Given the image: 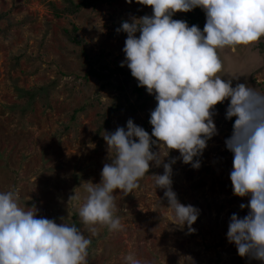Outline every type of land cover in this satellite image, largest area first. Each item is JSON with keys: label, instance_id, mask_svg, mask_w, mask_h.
Segmentation results:
<instances>
[{"label": "rangeland", "instance_id": "rangeland-1", "mask_svg": "<svg viewBox=\"0 0 264 264\" xmlns=\"http://www.w3.org/2000/svg\"><path fill=\"white\" fill-rule=\"evenodd\" d=\"M65 4L66 0H0V13L9 14V20L0 21V192L17 193L21 208L35 211L30 208L35 205L38 216L58 224L65 219L88 237V226L79 219L78 208L86 196L83 185L99 183L103 165L110 162L103 135L117 127L126 129L128 119L140 127L146 123L150 135V112L156 105L132 112L129 105L136 99L132 86L120 89L118 77L122 76L117 73L86 79L90 64L84 54L99 71L109 73L120 66L127 34L116 29L133 16L151 15L152 9L135 0L131 4L112 0L75 15L56 17L52 6ZM172 18L185 21L178 12ZM71 23L78 25V34L85 39L83 47L71 44L64 34ZM262 41L238 46L235 52L220 50L223 70L219 75L232 80L233 87L244 83L264 93ZM44 85L49 87L47 93L38 94L26 108L19 90ZM216 106L213 119L218 134L208 141L201 156L203 167L183 164L176 150L165 159L177 158L172 166L177 198L200 210L193 225L196 231L189 234L186 228L171 224L172 212L152 175L163 174V167L150 164L136 190L114 194L115 215L122 230L97 226L87 264H126L124 257L129 254L140 264H240L241 260L243 264H264L240 258L236 246L227 240L230 216H245L248 209L239 206L246 205L249 198L233 194L229 178L232 158L225 145L230 134L227 104ZM104 118L109 124L98 131ZM167 154L164 149L161 161ZM75 193L80 200H69Z\"/></svg>", "mask_w": 264, "mask_h": 264}, {"label": "clouds", "instance_id": "clouds-1", "mask_svg": "<svg viewBox=\"0 0 264 264\" xmlns=\"http://www.w3.org/2000/svg\"><path fill=\"white\" fill-rule=\"evenodd\" d=\"M135 2L150 6L152 14L133 16L116 29L127 34L120 66L126 65L138 86L154 95L157 103L150 112L151 135L132 119L126 122V129L117 127L103 135L110 162L103 165L99 183L83 185L86 196L78 208L79 219L88 226V237L65 219L58 224L38 216L35 205L30 207L35 211L21 208L17 193L0 192V264H87L97 226L122 230L115 215L114 194L136 190L150 164L163 167V174L152 175L172 212L171 224L194 233L200 210L177 198L172 188V166L177 158L165 159L176 150L180 162L199 169V157L218 134L215 106L225 100L229 102L225 118H235L231 136L225 140L233 157L229 178L233 194L249 198L246 205L239 206L248 209L245 216H230L226 236L240 257L264 262V93L244 83L233 87L232 80H224L219 75L223 62L218 55L225 48L235 52L238 46L264 37V0ZM195 8L205 13L203 30L172 18ZM164 149L168 154L161 161ZM69 200H80V196L75 193ZM124 260L140 264L132 254Z\"/></svg>", "mask_w": 264, "mask_h": 264}, {"label": "trees", "instance_id": "trees-1", "mask_svg": "<svg viewBox=\"0 0 264 264\" xmlns=\"http://www.w3.org/2000/svg\"><path fill=\"white\" fill-rule=\"evenodd\" d=\"M112 2V0H79L78 2L74 1V0H66V4L64 5V7L60 8V7H55L52 6L53 12L56 15V17H65L68 15H75L77 13H79L81 10L88 8V7H92V8H96L98 5L103 4V3H110ZM179 15H181L183 17V19L188 23L189 26L192 25H196L198 26L201 30H203L204 24L206 22V16L205 13L202 9L200 8H195L190 12H178ZM7 19L9 20V14L7 13H0V21ZM79 27L78 25H76L75 23H71V28H65L64 29V34L66 35L68 41L73 44V45H78L83 47L85 44V39L83 36L79 35ZM261 39H263L262 43L260 44V46L263 48L264 47V37H262ZM85 57L88 59V63L90 64V69L86 75V79L93 76H97L99 77V79L107 77V76H113L115 73L118 74V76H122V78H119V85L118 87L120 89H127L130 86L132 92H134L136 94V99L133 103H130L129 107L131 109L132 112H138V111H147L148 108L152 105H156L157 102H154L155 98L154 95L149 94L146 91L145 87H140L138 86V81L132 77L131 72L128 68L126 67H121V66H117L115 69L111 70L109 73H105L103 71H99L94 67V64L92 62V60L88 57L87 53L84 54ZM19 58H17L18 60ZM18 62V61H17ZM48 86L44 85V86H40V87H35L32 89H27V90H19V93H21V96L24 97L25 102L27 103L26 108H30L32 105V101L36 98V96L39 94L41 96L42 93H47L48 90ZM36 89V91H34ZM44 96L46 97L47 95ZM154 102V103H152ZM229 103V102H228ZM228 103H225L228 105ZM224 103L219 104V106H224ZM217 107V106H216ZM215 107V110H216ZM24 110H26L24 108ZM235 118H232L231 120H229L230 122V126L228 127V130L230 132L229 137L231 136L232 133V126H233V122H234ZM104 123L99 125L98 131H101L102 128H104V126H106L107 124H109V120L107 121L106 118H104ZM145 130H148L146 127V123L144 124L143 127ZM151 135V133H150ZM155 139V138H154ZM155 148V147H154ZM153 148V149H154ZM227 152L230 153L231 158L232 157V153L227 149ZM199 159H201V157H199ZM232 162V161H231ZM203 167V163L201 162V166L200 168ZM241 258V257H240ZM240 264H243V261H240Z\"/></svg>", "mask_w": 264, "mask_h": 264}]
</instances>
